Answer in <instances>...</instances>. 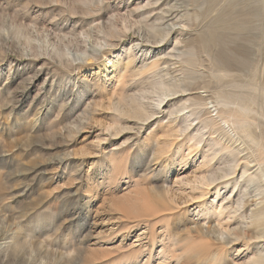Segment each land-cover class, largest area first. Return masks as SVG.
Returning <instances> with one entry per match:
<instances>
[{"label":"rangeland","instance_id":"374dc122","mask_svg":"<svg viewBox=\"0 0 264 264\" xmlns=\"http://www.w3.org/2000/svg\"><path fill=\"white\" fill-rule=\"evenodd\" d=\"M156 1L0 0V264H264V0Z\"/></svg>","mask_w":264,"mask_h":264},{"label":"bare ground","instance_id":"6f19581e","mask_svg":"<svg viewBox=\"0 0 264 264\" xmlns=\"http://www.w3.org/2000/svg\"><path fill=\"white\" fill-rule=\"evenodd\" d=\"M148 2H151V0H147ZM175 0H157L156 2L152 3H148V5H155V4H159V8L161 7H166V6H171L172 2H174ZM177 2V1H176ZM164 8H162L161 10L163 11ZM160 10V9H159ZM179 15L173 13V10H169L168 11V15L166 16V23L175 20L178 18ZM175 17V18H174ZM172 19V20H171ZM172 33H175L174 31ZM167 38H161L160 41H157L153 44H151L149 42V40H147V43H143L142 42V38H138L137 42L139 43H133L132 46H141V51H143L142 55L147 56L149 52H147L148 50L151 51H156V50H163L166 45H168V41L166 40ZM154 47V48H153ZM159 47V48H158ZM138 50V49H137ZM147 52V54H146ZM168 55V54H167ZM165 56V55H164ZM165 59V58H164ZM181 96H187V95H181ZM233 173L229 172L228 175H232ZM247 174V169H244L242 172V178L245 177V175ZM205 195V193H204ZM230 205L228 206V208L232 205V200L230 199V202H228ZM262 203V206L258 207V204H252L249 205V208L252 207V212H251V217H252V221L255 223L256 227L258 228V230H262L264 228V200L260 202V204ZM262 236H260L257 239H260L261 242H264V230L261 233ZM264 258V257H263Z\"/></svg>","mask_w":264,"mask_h":264}]
</instances>
